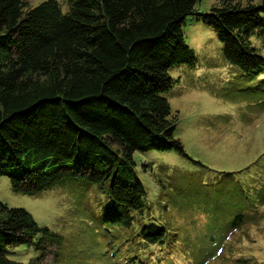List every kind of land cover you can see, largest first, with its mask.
Wrapping results in <instances>:
<instances>
[{
    "label": "trees",
    "instance_id": "obj_1",
    "mask_svg": "<svg viewBox=\"0 0 264 264\" xmlns=\"http://www.w3.org/2000/svg\"><path fill=\"white\" fill-rule=\"evenodd\" d=\"M196 1L67 0L63 11L57 0H0V175L26 194L65 179L98 185L105 235L132 229L120 264H175L174 251L195 245L153 215L134 158L184 153L163 93L169 69L195 59L187 16L214 29L228 62L262 76L264 98V0H217L200 14ZM251 222L238 212L229 224ZM36 235L38 249L58 240L28 210L0 201V264H25L9 249Z\"/></svg>",
    "mask_w": 264,
    "mask_h": 264
},
{
    "label": "rangeland",
    "instance_id": "obj_2",
    "mask_svg": "<svg viewBox=\"0 0 264 264\" xmlns=\"http://www.w3.org/2000/svg\"><path fill=\"white\" fill-rule=\"evenodd\" d=\"M26 1L34 6L44 0ZM57 1L63 11L68 9L67 0ZM216 3L197 0L194 9L208 12ZM182 30L195 59L169 69L174 82L163 96L177 117L175 136L185 154L135 152L137 175L153 215L163 218L178 239L195 244L174 251L173 263L203 258L199 264H264L262 76L228 62L217 33L196 15L184 19ZM0 201L25 208L58 237L38 249L36 235L29 244L10 248L12 259L25 264H120L127 253L126 234L132 229L105 235L97 215L104 195L94 183L65 179L26 194L14 191L9 178L0 175ZM238 212L255 222L233 229L229 221Z\"/></svg>",
    "mask_w": 264,
    "mask_h": 264
}]
</instances>
